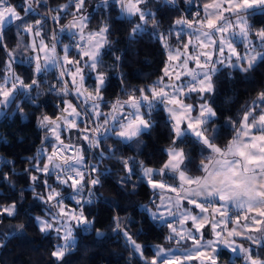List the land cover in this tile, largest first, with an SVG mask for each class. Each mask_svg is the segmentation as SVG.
<instances>
[{"label":"snow or ice","instance_id":"6c2138e0","mask_svg":"<svg viewBox=\"0 0 264 264\" xmlns=\"http://www.w3.org/2000/svg\"><path fill=\"white\" fill-rule=\"evenodd\" d=\"M113 3L130 18L129 47L151 26L149 35L161 44L166 60L162 75L147 87L123 88L121 73V93L110 102L104 96L109 68L103 59L104 50L112 45L110 20L104 19L95 30L90 29L86 0H67L55 9L44 7L47 0H23L19 6L0 0V50L6 54L0 63V110L6 111L21 96L34 91L31 102L36 103L43 95L37 91L41 74L57 73V84L50 85L49 93L60 102L54 115L41 113L37 117L42 146L27 159L31 167L24 169L33 199L44 206V214L33 217L36 226L45 236L54 234L59 241L50 253L52 264H67L65 257L77 246L76 229L94 230L98 237L104 236L101 230L92 229L95 219L85 215V206L97 199L101 177L107 171L101 170L105 159H114L122 166L125 175L117 183L128 194L137 188L130 181L139 168L140 176L156 193L151 218L166 222L170 243L192 245L191 249L172 250L184 253L172 256L169 250L154 245V252L148 256L145 246L133 238L119 215H114L112 231L123 235L131 254L143 264H185L191 260L220 264L224 250L242 257L243 264H264V88L242 107L238 119H227L230 138L224 145L218 143L224 129L217 127L218 110L212 101L216 80L224 70H235L248 79V74L264 62V26L251 22L257 12L264 14V0H206L199 5L186 0L197 8L195 12L181 9L179 0H101L104 8ZM154 6L158 7L154 10ZM163 8L179 13L165 30L157 19V12ZM69 16L59 32H69L72 42L58 51L57 32H46L44 25L49 20L59 25ZM14 22L17 42L10 49L7 32ZM238 38L243 52L238 51ZM21 49L31 53L20 60L31 65L27 80L14 68ZM115 60L113 67L118 69L121 57ZM89 77L93 78L91 86L86 83ZM228 78L233 79L231 72ZM161 106L167 114L169 145L163 150L166 158L159 167L149 166L138 157L118 155L122 149L108 145L111 138L119 145L139 144L143 135L155 129L153 113ZM16 109L24 111L20 104ZM73 129L78 133L75 140L83 144L66 143L73 139L69 136ZM189 140L198 158L192 150H185ZM6 163L14 168V162ZM193 165L196 175L192 174ZM3 181L15 192L16 185L8 173L3 174ZM3 197L0 192V224L24 211L23 190L16 199L5 202ZM16 233L26 234L22 223L0 233V248Z\"/></svg>","mask_w":264,"mask_h":264},{"label":"trees","instance_id":"16d2710c","mask_svg":"<svg viewBox=\"0 0 264 264\" xmlns=\"http://www.w3.org/2000/svg\"><path fill=\"white\" fill-rule=\"evenodd\" d=\"M204 2L206 0H194L196 5ZM11 3L19 6L23 0H11ZM64 3H67V0H47L44 7L55 9ZM179 5L181 9H187L188 12L197 10L196 7L189 6L186 0H179ZM157 7L154 6V10ZM85 13L89 16V28L92 30H95L104 19L110 20L112 25V35L110 36L112 45L104 50L103 57L105 65L109 68L108 88L104 92L106 100L111 102L121 93V73L123 74V88L125 89L147 87L162 75L161 70L166 60L165 50L157 42L154 35H149L152 32L151 26L137 43L129 47L128 31L132 25L129 23V17L120 16L118 5L113 3L110 7L104 8L101 0H86ZM21 15H23L22 11ZM33 15L38 18V13ZM178 15L179 13L168 8L159 10L157 19L162 21V30L167 29L173 17ZM70 19L71 16L67 19H61L60 24H66ZM251 22L257 27L264 26V14L257 12L252 17ZM51 24L56 26L54 22ZM16 31L15 24L9 26L6 42L10 49L16 47ZM25 43H27V39H25ZM236 44L238 51L243 52L242 41L236 40ZM29 54L30 51L24 52L21 49L20 52L16 53L17 60L14 64L17 73L26 80L30 75L31 65L27 62L21 63L20 60ZM116 56L121 57L118 69L113 67L117 63ZM5 59V52L0 50V63ZM229 72H231L233 79L228 78ZM2 74L3 68L0 67V75ZM54 82L57 83L54 73L48 74V83L43 84V95L36 103H32L31 99L26 97L17 100L0 118V192H3V199L6 202L7 199H16L17 193L21 190L24 191V202L21 206L24 211L15 219H6L4 224H0V233L8 232L21 223L25 226L26 233H16L6 241L4 248H0V264H52L50 253L53 246L59 243L54 234L45 236L36 226L33 217L42 216L44 206L33 199L28 176L24 172L25 168L31 167L27 163V159L35 156L42 146V133L37 127V117L41 113L49 116L54 115L56 105L60 102H54V98L57 99L58 97L48 92V87ZM86 83L91 86L93 78H87ZM216 83V95L212 101L218 110L219 122L217 127L224 129L222 138L218 143L224 145L227 142L226 138H230V130L227 129L226 125L227 119L229 117L238 119L242 107L254 98L259 88H264V62L259 63L257 68L248 74V79H245L241 73L235 70H224L219 74ZM16 104L23 106V113L17 111ZM103 110L107 111L108 109L104 108ZM153 118L156 123L155 129L150 134L143 135L139 144L133 141L119 145L112 142L115 138H111L108 145L122 149L118 155L138 157L149 166L159 167L166 158L163 150L169 145L166 126L167 116L162 110V106L153 113ZM75 143L83 144L84 142L75 140ZM185 150H192L193 155L198 158L199 153L193 149L190 140L187 142ZM85 154L88 155L87 152ZM8 161L14 162V168L6 163ZM105 169L107 171H104ZM101 170L104 171V175L101 177L102 187L97 192L95 203L85 206V215L95 219L92 229L101 230L104 236L98 237L94 230L76 229L77 246L65 257L67 264H143L138 256L131 254L130 246L123 235L112 231L114 215H119L133 238L145 246L148 256L154 252V245L162 246L166 250L172 248L185 249L191 246L190 242L182 245L170 243L166 239L170 233L166 223L154 221L149 216L145 206L151 202L154 192L140 176L139 168H136V175L130 181L131 184H137L135 192L131 194L125 192L117 183L125 175V172L116 160L105 159L101 164ZM4 173H8L11 181L16 185L15 192L8 187L7 182L3 181ZM192 174H197L195 165L192 166ZM37 190L39 191V188ZM68 203L70 206H75L73 201H68ZM242 261L240 256L231 260L228 251L221 252L220 263L222 264H241Z\"/></svg>","mask_w":264,"mask_h":264},{"label":"rangeland","instance_id":"374dc122","mask_svg":"<svg viewBox=\"0 0 264 264\" xmlns=\"http://www.w3.org/2000/svg\"><path fill=\"white\" fill-rule=\"evenodd\" d=\"M120 16H123V17H125L121 12H120ZM68 22H69V20H68ZM67 22V23H68ZM52 21L51 22H48V24H49V26H48V24L46 23L45 25H44V27H45V31L46 32H52V31H56L57 32V35H58V38H59V41H60V44H58V48H59V50L58 51H62V45L63 44H69V39H71L72 37H71V34L69 33V32H67V31H65V32H59V28H60V26H61V24H59V25H57L56 24V26H52ZM66 23V24H67ZM13 24H15V22L13 23ZM12 24V25H13ZM63 25H65V24H63ZM238 41H240V39L238 38L237 39ZM31 54V53H30ZM29 54V55H30ZM75 55V54H74ZM85 71H87V70H85ZM54 73L56 72L55 70L53 71ZM55 75H56V79H57V73H55ZM183 79H187L186 77H184ZM44 83H48V76H45V78L44 79H41V87L37 90L38 92H40V93H42V92H44V90H43V84ZM54 84H57L56 82H54ZM36 96V92L34 91L33 93H31V95H29V96H21L20 97V99H22V98H30L31 100H32V97H35ZM20 99H18V100H20ZM39 99H40V97H39ZM38 99V100H39ZM37 100V101H38ZM36 101V102H37ZM54 102H56V103H58L59 102V99L57 98V99H55L54 98ZM5 113H6V111H4V110H0V116L2 117L3 115H5ZM0 117V118H1ZM76 134H78L77 132H76V130L75 129H73V130H71V132L69 133V136H71L72 135V138L75 140V138H74V136L76 135ZM71 140V141H66V143H70V142H73L74 140ZM81 141V140H80Z\"/></svg>","mask_w":264,"mask_h":264},{"label":"crops","instance_id":"0c3cea01","mask_svg":"<svg viewBox=\"0 0 264 264\" xmlns=\"http://www.w3.org/2000/svg\"><path fill=\"white\" fill-rule=\"evenodd\" d=\"M72 42V38L71 39H69V44ZM58 50H59V48H58ZM54 70H52V71H49V72H47L46 74H41V77H40V80L41 79H44L45 78V76H48V74H50V73H54L53 72ZM56 73V72H55ZM55 73H54V76L56 77V75H55ZM156 81V80H155ZM154 81V82H155ZM191 103H194V102H191ZM165 114H166V112H165ZM166 116H167V114H166ZM1 117V116H0ZM73 142H75V140L73 141ZM147 184V183H146ZM155 196H156V193H154V196H153V198H152V200L153 199H155ZM152 200H151V202L149 203V204H147L146 206H147V209L148 210H146L147 212H148V214H149V216L151 217V215H150V212H151V210H152V208H153V205H152ZM189 207H191V206H189ZM231 211L232 212H235V209H231ZM155 221H158V222H160V223H166L165 221H162V220H155ZM233 225H229V227L231 228ZM204 232H205V238L207 239L208 238V235H207V233H208V229L207 228H205L204 229ZM237 239H239V238H237ZM246 246H247V244H246ZM192 248V245L190 246V247H188V248H185V249H191ZM174 249H177V248H172V249H167V250H169V256H172V255H183L184 253H183V251H172V250H174ZM182 249V248H181ZM227 251V250H226ZM228 253L230 254V259L232 260V259H234L235 257H238L236 254H233V253H231L230 251H228ZM185 264H198V262H197V260H191V261H185ZM220 264H222V263H220ZM224 264V263H223ZM241 264H243V261H242V263Z\"/></svg>","mask_w":264,"mask_h":264},{"label":"built area","instance_id":"2783aa9c","mask_svg":"<svg viewBox=\"0 0 264 264\" xmlns=\"http://www.w3.org/2000/svg\"><path fill=\"white\" fill-rule=\"evenodd\" d=\"M50 87V86H49ZM49 87H48V92H49ZM59 87V86H58Z\"/></svg>","mask_w":264,"mask_h":264},{"label":"water","instance_id":"95a60500","mask_svg":"<svg viewBox=\"0 0 264 264\" xmlns=\"http://www.w3.org/2000/svg\"><path fill=\"white\" fill-rule=\"evenodd\" d=\"M198 264H200V262L198 261Z\"/></svg>","mask_w":264,"mask_h":264}]
</instances>
